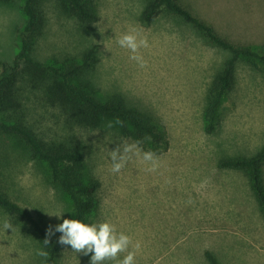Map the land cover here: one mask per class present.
Segmentation results:
<instances>
[{
    "label": "rangeland",
    "instance_id": "rangeland-1",
    "mask_svg": "<svg viewBox=\"0 0 264 264\" xmlns=\"http://www.w3.org/2000/svg\"><path fill=\"white\" fill-rule=\"evenodd\" d=\"M147 1L93 0L97 17L91 23L67 16L56 0H39L38 4L44 25L32 45L34 60L46 64L80 61L87 49L94 48L98 60L84 79L98 88L100 96L118 93L128 107L152 114L168 132L169 145L158 156L156 172L146 171L147 165L133 158L113 173L109 151L131 142L112 137L117 133L111 121L101 125L100 131L107 133L104 136L74 129L85 142L87 164L101 183L96 224L109 222L118 233L130 236L133 244L139 241L136 264H187L185 258L196 242L203 250L222 252L218 238L228 233L232 243H228L230 257L222 259L224 264H264V227L259 215V227L253 230L257 217L246 182L240 173L216 167L225 158L251 157L264 145V66L237 58L217 125L206 132L203 118L211 81L231 56L206 44L174 16L162 13L148 25L141 23ZM178 1L228 43L264 52V0ZM22 5L23 0L0 3V61L7 64L19 49L16 31L25 24ZM133 28L150 45L140 50L146 68H140L117 43ZM21 94L27 123L38 135L50 140L66 134L61 110L47 104L41 90L22 87ZM7 144V138L0 136L2 190L54 231L68 219L69 200L49 186L42 167L28 159L21 147L12 144L9 152ZM5 219L14 225L13 231L3 229ZM245 221L252 224L246 235L224 226L235 229V223ZM60 235H53L60 248V264H90V258L60 245ZM38 251L42 250L36 236L0 211V264H45Z\"/></svg>",
    "mask_w": 264,
    "mask_h": 264
},
{
    "label": "trees",
    "instance_id": "trees-1",
    "mask_svg": "<svg viewBox=\"0 0 264 264\" xmlns=\"http://www.w3.org/2000/svg\"><path fill=\"white\" fill-rule=\"evenodd\" d=\"M14 1L16 0H0V3L9 4ZM56 1L64 14L81 23L96 20L93 0ZM38 4L39 0H23L21 11L25 24L16 31L19 49L10 64L0 61V136L7 138L6 148L9 152H12V147L16 143V146L21 147L26 153L28 159L42 167L44 179L49 186L69 200L71 210L68 219L96 224L100 212L97 195L101 183L88 166V148L85 142L76 136L74 129L99 132L104 136L107 133L100 131L101 125L104 121H111L117 133V136L112 137L117 140L126 139L131 143L143 141L141 145L143 150L153 151L157 156L168 148V132L152 114L128 107L125 99L118 93L100 96L98 88L84 79V75L94 68L98 60L94 48L87 49L80 61L65 59L61 63L46 64L34 60L31 56L32 45L44 25ZM162 13L179 19L201 36L206 44L225 50L231 56L213 77L206 97L204 129L211 132L217 125L220 104L233 84L235 61L237 58H243L255 67L264 66V52L235 46L223 40L178 0H148L139 20L148 25ZM22 87L41 90L45 102L61 110L67 130L63 137L46 140L27 123ZM117 121L123 122V125ZM216 167L243 176L246 193L254 201L257 217L253 230L259 227V215L260 224L264 227V145L251 157L225 158L218 161ZM2 176L0 162V211L15 218L36 236L41 250L49 253L45 264H60V248L54 236L50 237V242L45 247L43 242L48 228L27 208L13 201L2 190ZM224 226L228 227L229 232L243 235H246V229L252 228L251 221L242 222L241 225L235 223V229H231L229 224ZM221 227H218L219 231ZM239 237L243 239L242 236ZM218 239L224 248L222 252L210 248L203 250V246L199 243L197 247L196 242L192 253L185 258L187 264H224L222 259L230 257L226 250L231 247L228 246L229 242L232 243L231 234L228 233L227 236ZM91 255L90 253L86 257L91 259ZM123 257L122 253L120 258Z\"/></svg>",
    "mask_w": 264,
    "mask_h": 264
},
{
    "label": "clouds",
    "instance_id": "clouds-1",
    "mask_svg": "<svg viewBox=\"0 0 264 264\" xmlns=\"http://www.w3.org/2000/svg\"><path fill=\"white\" fill-rule=\"evenodd\" d=\"M117 43L121 48L127 49L131 53L130 59L135 61L140 68L147 67V61L140 52L141 49L150 47L147 37L141 36L133 28L120 36ZM117 123L123 125L121 121H117ZM142 143L143 141L137 140L131 144L117 145L114 150L109 151L112 162L111 172L119 173L133 158L147 165L146 171L156 172L160 167L159 157L153 151H144L141 147ZM188 203H192V201L189 200ZM62 215L52 216L59 218ZM2 227L6 231L14 230V225L7 219L4 220ZM56 232L61 233L58 240L60 245L70 246L72 251L77 254L88 256L91 253L90 264H105L106 261H112L114 264H136V255L141 249L139 241L133 244L130 236L123 232L118 233L115 225L109 222L85 224L77 219H64L61 224L55 227L54 231L51 226L49 227L43 242L45 247L49 244L50 237ZM130 247L132 250H129ZM122 253H126V255L120 259ZM37 255L47 259L49 253L38 251Z\"/></svg>",
    "mask_w": 264,
    "mask_h": 264
}]
</instances>
